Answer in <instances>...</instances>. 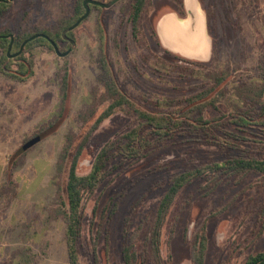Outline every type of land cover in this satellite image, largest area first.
I'll use <instances>...</instances> for the list:
<instances>
[{"label":"rangeland","instance_id":"1","mask_svg":"<svg viewBox=\"0 0 264 264\" xmlns=\"http://www.w3.org/2000/svg\"><path fill=\"white\" fill-rule=\"evenodd\" d=\"M83 1H0L3 67L12 60L15 71L20 63L6 57L10 38L4 36L17 38L13 56L26 35L48 31L55 37L72 26L85 12ZM135 2L91 7L88 18L69 33L71 43L58 39L61 52L71 49L66 56L44 40L27 48L25 55L34 62L29 80L0 72V264H70L64 211L71 161L66 148L76 153L99 114L113 103L110 81L136 107L157 115L161 127L186 116L192 121L200 113L207 120H225L262 106L264 0H199L214 43L206 62L165 51L156 37V18L181 12L182 0H146L137 35L131 24ZM65 70L71 76L67 117L56 132L22 150L57 118ZM226 129L241 137V152L184 128L154 133L127 105L105 119L77 160V173L89 176L100 150L117 143L96 191L85 201L80 264H96L94 237L98 264H125L127 243L134 245L136 264H195L203 228L204 264H245L263 252L264 175L255 171L223 174L217 181L206 173L187 183L163 223L159 252L153 243L158 205L173 175L240 153L264 156V125L231 122ZM133 132L135 141L128 147L124 137Z\"/></svg>","mask_w":264,"mask_h":264},{"label":"trees","instance_id":"2","mask_svg":"<svg viewBox=\"0 0 264 264\" xmlns=\"http://www.w3.org/2000/svg\"><path fill=\"white\" fill-rule=\"evenodd\" d=\"M83 1V0H79ZM84 0L82 2V7H84ZM100 2H105L104 0H96ZM112 1V0H111ZM146 0H136L133 11L131 15V24L133 27L134 35H137L139 32V22L141 18V14L143 12V8L145 5ZM86 11V9H85ZM85 13V12H84ZM84 15V14H83ZM82 15V16H83ZM78 21V20H77ZM71 26L63 29L64 31L61 33H57V36L54 37V34H51L48 31H43L40 33H35L30 36H25L21 40L19 45V49L17 52L20 51L21 45L27 39L31 38L36 34H46L48 35L57 45L58 39H62L71 43L73 40L69 37V33L71 32ZM6 38H10L9 46L13 42V45L18 42L17 38L13 35H6ZM46 41L50 45L51 43L46 40L45 38H37L31 42H29L23 52L16 56H10L8 54L9 46L7 49L6 57H12L17 59L20 63H18V69L13 71L11 66L13 65L12 60H7L8 65L7 68L3 67L6 58H0V72L17 81L25 82L29 80L34 75L33 70V61L26 57V50L27 48L33 46L39 41ZM12 45V48H13ZM52 46V45H51ZM53 47V46H52ZM59 47V46H58ZM12 50V49H11ZM16 52V53H17ZM15 53V54H16ZM102 69L106 75H110L109 68L105 62V60L101 61ZM263 70V78H264V60L262 65ZM109 89L113 90L115 95L113 103L107 107L102 113L99 114L97 117L94 125L87 131L84 135L82 142L79 146L78 151L73 153V151H69L70 146L66 148V153L68 155V159L71 161L69 171H68V181L66 186V196H67V207L64 211V219L66 223V240H67V247L69 253V260L70 264H80L79 262V248L78 243L82 236L83 231V220L85 217V201L87 198L93 196L94 192L96 191L97 185L100 179L103 178V172L107 166L110 153L113 151L114 148L117 147V143H109L104 146L98 155L96 156L93 173L89 176H81L77 173V166H78V157L82 154L83 149L85 148L88 140L92 136L93 132L98 128V126L107 118L112 116L119 107L124 105L129 106L134 112H136L141 118L145 119L147 124L152 126V130L154 133L159 135H163L164 132L172 133L177 129H185L189 135L194 136H201L204 138L205 141H209L212 139L211 142H217L219 145L224 146L225 148H229L234 151L241 152L242 145L238 143L241 140V137L235 133L230 132L226 129L229 123H234L239 126H252L253 125H264V101L262 106L256 110V106H253L249 109L248 112H245L243 115L232 116L228 119H215V120H207L205 119L204 115L200 113L197 118L191 121V119L186 116L181 118V121L172 125L171 121L169 123L166 119L162 121L167 122V126L163 125L162 127L159 125L160 119L157 115H153L142 109L136 107L135 103L132 102V98L127 94V92L123 90L117 89L116 85L110 81ZM61 90H62V105L60 112L56 119L48 122L45 126H43L35 138L39 139V141L45 139L47 136L53 134L57 131L59 126L63 123L65 118L69 113V102L71 97V76L68 70H65L62 80H61ZM180 124V125H179ZM166 130V131H163ZM133 133L126 135L124 138L128 139V147L134 143L135 139L132 137ZM123 138V139H124ZM32 139V140H33ZM70 140V139H69ZM70 145V143H69ZM258 172L264 175V156H256L251 153L238 156H233L232 158L225 160L221 163H210L202 166H195L192 169L185 170L181 173L175 174L170 178L169 187L159 202L158 209L155 216L154 227H153V243L154 246L159 252L160 244H161V229L163 223L168 216L170 209L175 201L176 196L179 194L181 189L190 181L203 176L206 173H209L213 176L215 181L223 175H231V174H247L249 172ZM218 184V183H217ZM116 210V205L112 210L114 214ZM98 239L94 237V253L95 259H97V245ZM206 230L203 228L199 238V246L196 248V253L194 255L195 264H204L205 256H206ZM134 245L132 243H127L123 247V260L125 264H136L137 263V254L134 251ZM96 262V264H98ZM245 264H264V251L259 252L257 254L251 255Z\"/></svg>","mask_w":264,"mask_h":264},{"label":"crops","instance_id":"3","mask_svg":"<svg viewBox=\"0 0 264 264\" xmlns=\"http://www.w3.org/2000/svg\"><path fill=\"white\" fill-rule=\"evenodd\" d=\"M181 7V12L171 10L156 18L154 28L160 46L185 59L209 61L214 43L199 0H182Z\"/></svg>","mask_w":264,"mask_h":264},{"label":"water","instance_id":"4","mask_svg":"<svg viewBox=\"0 0 264 264\" xmlns=\"http://www.w3.org/2000/svg\"><path fill=\"white\" fill-rule=\"evenodd\" d=\"M119 1H121V0H112V1H110L109 3H104V2H100V1H96V0H86L85 2H84V7H85V9H86V11H85V13H84V15L83 16H81L79 19H78V21H76L71 27H70V31H72V30H74L76 27H78L85 19H87L88 18V16L90 15V12H91V9H90V4L91 5H94V6H98V7H100V8H108V7H111V6H113L114 4H116L117 2H119ZM201 15L206 19V17H205V14H204V12H201ZM45 38L46 40H48L50 43H51V45L53 46V48H54V50H55V52L57 53V55H59V56H66L70 51H71V49H69L68 51H66V52H61L60 51V49H59V47H58V45L48 36V35H46V34H36V35H34V36H32L31 38H29V39H27L26 41H24V43L21 45V49H20V51L19 52H17L16 54H14L13 55V57H16V56H18V55H20L22 52H23V50H24V48H25V46L29 43V42H31V41H33V40H35V39H37V38ZM12 45H13V42L10 44V46H9V50H8V54H10V52H11V49H12ZM39 142V139L37 138V139H33L32 141H30L26 146H24L23 148H22V150H26L28 147H31V146H33V145H35L36 143H38Z\"/></svg>","mask_w":264,"mask_h":264},{"label":"flooded vegetation","instance_id":"5","mask_svg":"<svg viewBox=\"0 0 264 264\" xmlns=\"http://www.w3.org/2000/svg\"><path fill=\"white\" fill-rule=\"evenodd\" d=\"M0 1H4V0H0ZM89 6H90V9H91V7H94V5H91V4ZM95 7H98V6H95Z\"/></svg>","mask_w":264,"mask_h":264}]
</instances>
